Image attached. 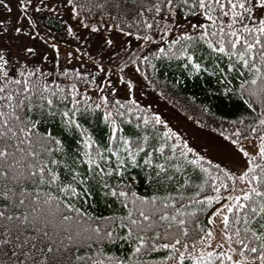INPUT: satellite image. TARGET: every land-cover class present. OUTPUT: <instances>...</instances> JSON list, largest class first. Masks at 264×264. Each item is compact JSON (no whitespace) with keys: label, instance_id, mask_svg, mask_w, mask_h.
<instances>
[{"label":"snow or ice","instance_id":"6c2138e0","mask_svg":"<svg viewBox=\"0 0 264 264\" xmlns=\"http://www.w3.org/2000/svg\"><path fill=\"white\" fill-rule=\"evenodd\" d=\"M185 79L259 106L235 169L138 98ZM0 264H264V0H0Z\"/></svg>","mask_w":264,"mask_h":264},{"label":"trees","instance_id":"16d2710c","mask_svg":"<svg viewBox=\"0 0 264 264\" xmlns=\"http://www.w3.org/2000/svg\"><path fill=\"white\" fill-rule=\"evenodd\" d=\"M174 68H161V71H166L168 73L169 79L173 78ZM175 74H179L176 72ZM183 79L184 77L181 76ZM235 82V81H234ZM197 83L196 79H185V85L177 90V93L174 98L166 99L170 104H172L177 110L186 114L189 118L197 123V120L200 119L199 116V105L203 104L210 107L211 112L215 115L217 119V124L211 123V117L205 116L203 119L208 121V127H203L202 122L197 123L201 128L216 132L219 134V118L225 117L227 120L239 119L241 116L249 117L250 119L246 121V123L253 122V117H258L260 108L256 106V112L253 113L251 110L247 109L246 105H243L241 101L237 98H233L232 100H228L226 98H221L218 95H209L207 91L203 88V86L197 87L195 86ZM215 87V85H212ZM191 97H195L193 101ZM165 99V98H164ZM102 125H98L96 130L99 132V128H102ZM227 128V125H224ZM215 164V163H213ZM138 191L141 194L151 192L145 188L143 184H139ZM96 214L108 215L109 210L107 206L104 204L103 200L100 201L97 208L95 209ZM115 251V249H114ZM157 258L162 253L154 254Z\"/></svg>","mask_w":264,"mask_h":264},{"label":"rangeland","instance_id":"374dc122","mask_svg":"<svg viewBox=\"0 0 264 264\" xmlns=\"http://www.w3.org/2000/svg\"><path fill=\"white\" fill-rule=\"evenodd\" d=\"M148 93V89H138ZM141 101H148L154 111L166 121L170 127L179 131L191 144L194 149H198L202 154L209 153L208 159L213 163L220 164L221 167L230 165L235 169L238 165L234 162L238 157L233 154V149L228 142L219 137L216 132L201 128L195 121L183 112L177 110L166 99L157 94H146L138 96ZM210 146V147H209ZM251 146H249L250 148Z\"/></svg>","mask_w":264,"mask_h":264}]
</instances>
